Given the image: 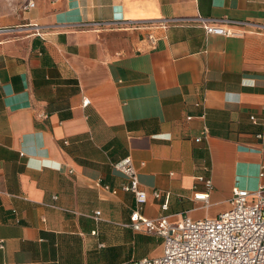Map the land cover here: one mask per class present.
Listing matches in <instances>:
<instances>
[{
    "label": "crops",
    "instance_id": "0c3cea01",
    "mask_svg": "<svg viewBox=\"0 0 264 264\" xmlns=\"http://www.w3.org/2000/svg\"><path fill=\"white\" fill-rule=\"evenodd\" d=\"M197 16L264 25V0H0V29L16 27L0 31V264L160 256L162 237L130 225L127 156L149 218L212 217L264 186V31Z\"/></svg>",
    "mask_w": 264,
    "mask_h": 264
},
{
    "label": "built area",
    "instance_id": "2783aa9c",
    "mask_svg": "<svg viewBox=\"0 0 264 264\" xmlns=\"http://www.w3.org/2000/svg\"><path fill=\"white\" fill-rule=\"evenodd\" d=\"M28 6H33V2H29L25 7ZM192 19L199 22L207 33L239 36L248 31H264V25L252 24L246 20L201 16ZM180 20L176 17L160 22L137 23L132 27L166 29L170 22L176 23ZM248 25H254L255 29L247 30ZM15 29L16 27H6L0 31ZM36 33L39 34L38 31ZM147 38L151 47H154L157 37L149 33ZM88 103L89 99L84 97L83 104ZM207 132L204 127L202 134ZM199 139L200 137L197 138ZM113 166L127 177V182L121 188L135 196L137 207L130 215V225L136 230L155 233L163 239L162 254L144 258L140 264H264V186L253 191L233 188L228 207L212 217L193 219L184 215L171 219L170 216L163 215L149 218L141 213L142 205L147 201V193L140 186L131 158L124 157ZM205 182L211 187L210 180ZM153 195L159 197L160 192L154 189ZM195 197L206 200L208 193H195ZM166 207L165 202L162 208ZM94 215L98 219L99 211ZM3 244V239H0V248H3Z\"/></svg>",
    "mask_w": 264,
    "mask_h": 264
}]
</instances>
